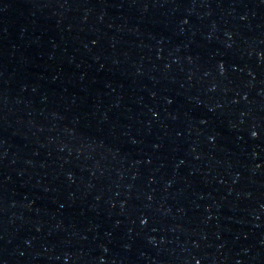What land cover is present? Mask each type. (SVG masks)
<instances>
[{
  "label": "water",
  "instance_id": "1",
  "mask_svg": "<svg viewBox=\"0 0 264 264\" xmlns=\"http://www.w3.org/2000/svg\"><path fill=\"white\" fill-rule=\"evenodd\" d=\"M0 264H264V0H0Z\"/></svg>",
  "mask_w": 264,
  "mask_h": 264
}]
</instances>
